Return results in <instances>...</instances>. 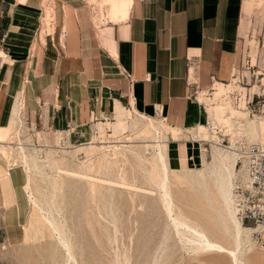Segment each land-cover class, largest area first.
Masks as SVG:
<instances>
[{
  "label": "rangeland",
  "instance_id": "rangeland-1",
  "mask_svg": "<svg viewBox=\"0 0 264 264\" xmlns=\"http://www.w3.org/2000/svg\"><path fill=\"white\" fill-rule=\"evenodd\" d=\"M78 1L95 24L123 19L130 7V0ZM240 36L243 64L227 83L213 85L212 96L205 99L208 125L185 130L132 113L122 122L115 118L106 124V132L87 144L46 147L39 151L44 152L42 160L38 150L24 146L36 164L31 189L44 210L29 199L21 242L7 243L0 232V264H234L226 252L199 251L182 238L161 185L166 177L175 217L234 248L226 228L230 222L221 218L223 205L212 180L206 193L194 177L208 178L205 169L213 160L214 146L240 151L234 201L241 219L240 203L250 189L242 153L252 144L264 146V0H243ZM158 142L168 155L166 175ZM1 152L8 165H24L18 146ZM25 192L30 198L28 189ZM46 218L55 220L59 230ZM244 249L239 251L242 264H254L252 251ZM258 252L264 264V250L258 246L253 253Z\"/></svg>",
  "mask_w": 264,
  "mask_h": 264
},
{
  "label": "crops",
  "instance_id": "crops-1",
  "mask_svg": "<svg viewBox=\"0 0 264 264\" xmlns=\"http://www.w3.org/2000/svg\"><path fill=\"white\" fill-rule=\"evenodd\" d=\"M242 11L243 0H130L125 18L95 24L78 0H0V153L87 144L132 113L208 125L206 103L190 95L242 66ZM0 164V232L16 244L29 174Z\"/></svg>",
  "mask_w": 264,
  "mask_h": 264
},
{
  "label": "bare ground",
  "instance_id": "bare-ground-1",
  "mask_svg": "<svg viewBox=\"0 0 264 264\" xmlns=\"http://www.w3.org/2000/svg\"><path fill=\"white\" fill-rule=\"evenodd\" d=\"M143 118H146L147 120H151L150 118H147V117H143ZM158 132L159 131H157L156 136H157V138H160V136H159L160 133H158ZM252 145H259V146L264 148V146H262L260 144H252ZM249 146H251V145H249ZM33 148L35 150H38V151H36L37 158L39 160H42L44 157V155H43L44 152L40 153L39 151H42L43 149L40 150L35 146H33ZM18 149L21 151L22 161H23L24 165L26 166L28 174H29V183L27 185V189L29 191V197L31 200H33L34 204L36 206L40 207L41 210L43 211L44 208L40 205L39 200L34 196L32 189H31L30 180H31L32 174L34 172V166L36 165V164L34 165L35 161L29 155H27V153L25 152V147L23 145L18 144ZM244 151L245 150H243V153H244ZM239 152H238V150H234L233 148H231L229 150H223L221 147L214 146L213 160L211 161L209 166L205 169L206 175L208 178H206V177L205 178L194 177V181L198 184V186H200L202 189H204L206 193L208 191V187H207L208 186V184H207L208 179L212 180L213 185L215 187V192L218 195V199L220 200V202L223 205V212H222V214H220L221 218L223 221L228 220L230 222L229 224H227L226 228H227V231L230 233V235L234 238V243H235L234 248L225 247L219 241L213 240L208 235V231H205L206 229H203L200 226L191 224V221H189L190 223L186 222L187 219H186V221H185V219H183L184 220L183 221V220H181V219H179L173 215V211H174L173 210V203L171 202V198L169 196V192H168L167 187H166V185H167L166 184V177L163 178L164 179L163 185H161V187L164 191V194H163L165 197L164 202H165L166 208H167L170 216L174 217V218H172L174 220L173 222H174L175 226L177 227L178 232L180 234H182V238L184 235L187 242L195 245L197 250L219 252V253L226 252L231 257H233L234 264H242L241 257L239 255L240 254L239 251H241L244 248L245 249L248 248L249 251H252L251 256H249V257H250V259H252L253 263L254 264H263L262 263L263 262L262 261L263 255L262 254L260 255L259 252L253 253V251L256 250V248L258 246L252 238V229L250 227L249 228L245 227L244 223L242 222V220L240 219V217L238 215L237 208L235 207L234 185H235V179L237 177V173L239 171V169H238V166H239L238 159H239V155H240ZM243 153H242V159L247 164V161L245 160ZM157 154H158V159L160 161L161 167H162V169L166 175L168 173V170H169L168 162H167V156L168 155H167V152L164 149L163 145H161L160 142H158V144H157ZM12 165H17V162L12 163ZM245 175L249 180V188L250 189L248 191H252L251 179L249 177L247 170L245 171ZM244 199H245V197L242 199V201L240 203L241 209H242V202L244 201ZM41 210H40V212H41ZM46 212H47V210H46ZM47 220L50 222V224L52 225L54 230H59L55 220H49V218ZM65 244H66V246H68L67 242ZM69 247L70 246H68V248ZM70 249L71 248H69V250Z\"/></svg>",
  "mask_w": 264,
  "mask_h": 264
},
{
  "label": "built area",
  "instance_id": "built-area-1",
  "mask_svg": "<svg viewBox=\"0 0 264 264\" xmlns=\"http://www.w3.org/2000/svg\"><path fill=\"white\" fill-rule=\"evenodd\" d=\"M233 76V75H232ZM231 80V79H230ZM212 87L206 90H194L191 97L205 102L212 96ZM224 138L221 139V143ZM247 161V171L251 179L252 191L244 192L242 222L252 229L254 242L264 250V148L259 145L249 146L243 153Z\"/></svg>",
  "mask_w": 264,
  "mask_h": 264
}]
</instances>
